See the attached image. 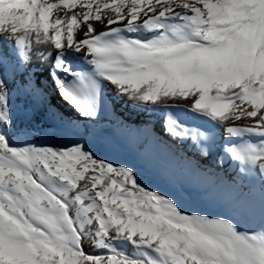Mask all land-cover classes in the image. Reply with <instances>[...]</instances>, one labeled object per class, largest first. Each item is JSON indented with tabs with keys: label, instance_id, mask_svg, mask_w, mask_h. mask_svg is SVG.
I'll use <instances>...</instances> for the list:
<instances>
[{
	"label": "snow or ice",
	"instance_id": "6c2138e0",
	"mask_svg": "<svg viewBox=\"0 0 264 264\" xmlns=\"http://www.w3.org/2000/svg\"><path fill=\"white\" fill-rule=\"evenodd\" d=\"M109 87L225 173L235 215L96 155ZM14 97L66 142L14 143ZM0 264H264V0H0Z\"/></svg>",
	"mask_w": 264,
	"mask_h": 264
},
{
	"label": "bare ground",
	"instance_id": "6f19581e",
	"mask_svg": "<svg viewBox=\"0 0 264 264\" xmlns=\"http://www.w3.org/2000/svg\"><path fill=\"white\" fill-rule=\"evenodd\" d=\"M33 66L38 78L44 79L47 75L46 66L35 61ZM104 94L106 108L101 122L96 125L97 130L103 129V131H99L92 144L93 151L99 158L134 167L139 183L148 189L154 190L153 187L157 185L155 175L164 178L170 186L180 187L184 193L191 194L192 189H196L197 196L201 199L203 206L213 208L223 215L228 214L231 208L230 190L220 182V178L225 176L224 172H220L217 176L212 174L211 169L208 172H203L194 168L193 164L199 160V157L191 146H186V152L185 148H181L178 152L168 151L164 144L167 137L162 134L163 113L158 112L149 119L145 113L138 112L125 100L116 97L111 87L106 88ZM49 102L66 115H71L55 92L49 97ZM12 105L15 127L11 138L14 143H19L24 139H31L34 143L66 142L67 138L54 133L50 126L33 112L23 97H14ZM184 119L190 123L187 116ZM121 121L127 122L126 126H121ZM41 127H47L48 133L34 131L31 137L15 135L16 129H40ZM217 139L219 140L220 137ZM214 157L215 149L213 158L202 162L201 169L208 168ZM133 162L140 163L145 169V163L151 164L155 174L147 169L141 170L135 167ZM232 171V168L228 169L229 173ZM181 206L187 208L184 205ZM249 223L252 228L259 227V218L249 219Z\"/></svg>",
	"mask_w": 264,
	"mask_h": 264
},
{
	"label": "rangeland",
	"instance_id": "374dc122",
	"mask_svg": "<svg viewBox=\"0 0 264 264\" xmlns=\"http://www.w3.org/2000/svg\"><path fill=\"white\" fill-rule=\"evenodd\" d=\"M134 163V166L141 169V170H149L152 174H155V171L152 167L151 164L149 163H145V166H146V169L138 162H133ZM156 176V186L153 187L154 190H157L161 193H164L170 197H173L180 205H184L186 206L187 208L189 207H199L207 212H210V213H213V214H220L219 212H217L215 209L213 208H210V207H206V206H203L201 204V199L198 198L197 196V190L196 189H192V193L191 194H187V193H184L180 187H177L175 185H169L168 182L162 178V177H157ZM166 189V190H165ZM168 190V191H167ZM167 191V192H166ZM166 192V193H165ZM227 215H235L231 208L228 212ZM242 228H252V225H250L249 223V219L247 217H243V216H236L235 217Z\"/></svg>",
	"mask_w": 264,
	"mask_h": 264
}]
</instances>
